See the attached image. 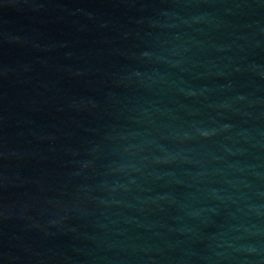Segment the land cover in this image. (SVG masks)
I'll return each mask as SVG.
<instances>
[{"label": "water", "instance_id": "95a60500", "mask_svg": "<svg viewBox=\"0 0 264 264\" xmlns=\"http://www.w3.org/2000/svg\"><path fill=\"white\" fill-rule=\"evenodd\" d=\"M0 264H264V0H152L0 143Z\"/></svg>", "mask_w": 264, "mask_h": 264}]
</instances>
